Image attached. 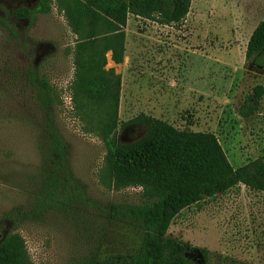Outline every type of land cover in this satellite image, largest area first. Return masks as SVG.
<instances>
[{
	"label": "rangeland",
	"instance_id": "rangeland-1",
	"mask_svg": "<svg viewBox=\"0 0 264 264\" xmlns=\"http://www.w3.org/2000/svg\"><path fill=\"white\" fill-rule=\"evenodd\" d=\"M35 2L0 0V236L12 226L3 214L22 205L40 182L39 134L25 117L30 106L23 105L19 84L3 86L8 70L31 62L55 96L53 114L89 206L82 201L77 213L53 211L39 220H22L14 231L24 238L32 264H79L87 255L134 254L142 230L105 217L101 209L138 203L140 187L112 188L100 132L106 109L74 98V48L87 27L81 22L75 32L68 21L66 9L73 0H52L50 10L37 14L31 25L10 14ZM261 20L264 0H192L180 29L128 15L122 61L115 63L111 50L104 53L103 68L120 77L117 140L142 136L144 126L120 125L144 113L178 129L214 133L234 168L263 155L264 93L253 115L239 114L253 87H264V69L250 68L244 58ZM166 235L187 249L206 250L207 264H264V192L238 184L206 198L182 209Z\"/></svg>",
	"mask_w": 264,
	"mask_h": 264
},
{
	"label": "trees",
	"instance_id": "trees-1",
	"mask_svg": "<svg viewBox=\"0 0 264 264\" xmlns=\"http://www.w3.org/2000/svg\"><path fill=\"white\" fill-rule=\"evenodd\" d=\"M51 1L36 0L33 6L21 5L10 14L31 25L37 14L50 10ZM191 1L73 0L66 9L75 32H79L76 28L81 22L87 27L84 39L74 48V98L106 109L100 132L112 188L140 187L138 203H113L101 210L105 217L134 225L143 232L134 254H113L103 259L87 255L79 264H207L206 250L187 249L183 242L166 235L173 218L182 209L238 184L264 192V154L234 168L212 132L178 129L165 120L139 113L120 126L140 124L145 128L142 136L126 143L115 136L120 77L103 68L104 53L111 50V59L115 63L122 61L128 15L180 29ZM1 20L16 35V30ZM244 58L250 68L264 69V20L251 32ZM7 76L9 80L3 86L14 88L19 84L17 92L24 98L23 105L30 106L25 117L38 130L40 182L37 189L26 193L22 205L3 214L12 226L0 236V264H32L24 238L14 231L19 221L39 220L53 211L77 213L81 202L89 206V201L71 170L69 147L53 114L55 96L48 81L31 62L18 70H8ZM263 93V85H255L240 105L239 114L253 115Z\"/></svg>",
	"mask_w": 264,
	"mask_h": 264
}]
</instances>
